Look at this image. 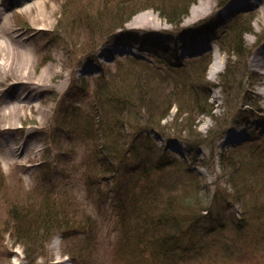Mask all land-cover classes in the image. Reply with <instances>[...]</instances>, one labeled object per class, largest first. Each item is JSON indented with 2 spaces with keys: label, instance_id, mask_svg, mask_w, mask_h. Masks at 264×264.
Instances as JSON below:
<instances>
[{
  "label": "rangeland",
  "instance_id": "rangeland-1",
  "mask_svg": "<svg viewBox=\"0 0 264 264\" xmlns=\"http://www.w3.org/2000/svg\"><path fill=\"white\" fill-rule=\"evenodd\" d=\"M159 2H1L0 10L9 24L33 51L30 69L34 79L44 77L49 67L54 76L46 74L47 86L35 98L34 109H27L17 120L22 129L14 137L27 145L17 153L16 162L9 161L1 150L6 121L0 111V264H167L168 260L160 262L162 251L151 243L156 235L131 250L126 246L129 239L118 214L122 213L118 211L119 196L112 192L115 183L107 176L109 180L103 181L105 175L97 180V171H90L89 164L98 155L97 137L90 139L72 122L58 120L70 107L83 110L75 122L93 119L102 77L106 80L109 73L116 72L118 64L121 73L111 77L110 90L123 85L121 94L130 98L131 87L135 89L132 81L137 79L134 75H140L155 114L167 117L162 125L171 137L163 140L153 133L139 147H130L139 148L150 159L152 145H157L166 163L161 161L163 170L152 175L166 176L168 182L170 178L177 182L176 177L167 176L170 171L188 169L195 174V181L185 176L177 186L184 179L192 181L200 188L199 202L208 200L215 217L221 219L215 227L209 228L207 223L200 230L203 240L189 247L186 264H264V75L251 65L253 55L259 49L264 52V0H197L179 26L168 23L152 8ZM130 11L131 20L117 28L113 23L118 19L123 23ZM238 29L243 31L240 44L234 37L228 38ZM155 43L162 45L158 51ZM237 43L239 55L232 54ZM216 54L222 70L213 79L210 70ZM149 68L171 81L150 76ZM179 69H184L187 79L183 77L176 91L171 73ZM196 99L201 101L200 108ZM37 108L44 113L34 111ZM203 110H210L213 116ZM186 111L196 125L190 133H180L190 138L189 143L171 136L180 131L176 125L187 117ZM230 136L236 139L229 140ZM154 158L150 164L157 162L156 154ZM233 181L243 199L248 196L242 204H234ZM47 209L54 210V217L47 219ZM250 213L262 222L248 225ZM244 215L246 220L238 225V217ZM36 218H40L39 224L34 222ZM203 245L205 251L201 252Z\"/></svg>",
  "mask_w": 264,
  "mask_h": 264
},
{
  "label": "trees",
  "instance_id": "trees-1",
  "mask_svg": "<svg viewBox=\"0 0 264 264\" xmlns=\"http://www.w3.org/2000/svg\"><path fill=\"white\" fill-rule=\"evenodd\" d=\"M196 1L197 0H180V2L173 4L172 0L171 3H167L166 0H160V2L153 5L152 8L168 23L179 26L180 19L188 14L190 5ZM124 10L127 12V9H123V11ZM132 12L130 11L127 16L125 15L123 17V23L118 19L113 24L118 25L117 28H123L125 23L131 20L133 16ZM239 30L240 29L237 30V34L235 33L236 30H234V32L232 31L228 38L234 37L233 40L237 39V42L240 44L243 31L240 30L241 32H239ZM235 35L238 37L236 38ZM225 40L222 41L223 44ZM238 43L234 51L229 50L228 52L232 51V54L236 55L241 54V51L238 49ZM155 45L156 51L162 47L159 43H155ZM207 59L209 61V58ZM201 61H205V59ZM201 61H193V63H200ZM208 61L206 66H208ZM118 65L117 71L109 73L106 80L102 77V83L99 85V90H97L96 97H98V103L95 105L94 117L92 116L93 119L89 118L86 121L84 119L85 125L81 122H75L80 119L79 117L83 110L77 107H70L66 110V113L58 119L60 121L59 123L64 124L66 122H72L76 128L83 129L85 136L88 135L90 139H95L97 137V141L100 143V145L95 148L98 149V155L95 157L94 161L89 164V166L92 165L90 166V171H97V180L100 176L105 175L103 181L109 180L107 178L109 177L113 180L111 182L115 183V189L113 188L112 192L114 195L116 194L119 196L118 211H122V213H118L119 218H121L122 224H128H121L129 239L126 246L130 247L131 250L136 243L140 244L141 240L146 242L151 236L156 235V238L151 239V243L153 244L155 242L156 249H161L162 251L160 254V262H166V260H168L167 264H186V257L190 256L188 255L189 247L192 246L193 243L203 240V233L200 232V230H202L207 223L209 224V228H212V226L215 227L217 222L219 224L221 223V219L215 217L208 200L199 202L198 192L200 188L196 185L194 186L192 181L186 183L184 179L181 181L180 186H177V182L181 180L182 177L185 178V176L195 181V174H189L188 169H185L184 172L182 170L170 171L167 176L176 177L177 180L175 181L177 182L172 183L171 180L173 181V178H170L171 180L168 182L167 179L169 178L166 176L152 175L155 171L163 170L161 161H164V159L161 157L162 153L161 155L159 154L160 152L157 145H152L154 152L150 156V159L145 154H142L139 148L130 147H139L141 143L151 139L153 133L163 140H170L171 137H169V134L165 133V127L162 125V122L166 120L167 117L155 114L153 103L150 98L147 99V93L143 91V84L138 79L140 75H134L137 79L136 81H132L135 89L131 87L132 94L130 93V98L121 94L120 90L123 85L115 87L114 91L110 90L111 77L114 75L119 76L121 73L122 65ZM149 69L151 70L150 76H157L161 81H171L166 75H162L161 72H158L159 70L154 69L156 70L154 71L152 68ZM183 70L184 69H179L175 71V74L171 73V77L174 79V83H176V85H174L176 91L179 90V82L183 77L187 79ZM179 71H181V73ZM128 74L130 73L128 72ZM159 82L160 80H158V83ZM125 85L130 87L128 83H125ZM188 89L190 91L189 93H192L193 89L191 87ZM190 97L192 96L190 95ZM192 101L193 97L191 99V102ZM208 101L209 100L205 102V106H207ZM198 102L200 103L201 101L196 99L194 103L198 104ZM197 106L200 108L199 104ZM144 109L147 111V114ZM143 111L144 114L142 113ZM202 112L213 116V112L210 110L205 112L203 110ZM184 115L187 117L181 119L180 123L176 125V128H180V131L178 134H173L171 136L174 139L176 138L177 140L189 143L190 138L187 139L180 135V133L182 130L190 133L189 130H192L191 127L194 128L196 125L194 123L195 121L191 119L190 112L186 111ZM124 131H128L127 135H125ZM216 136H218V134H216ZM127 137H130V139L132 137V139L128 141L126 140ZM126 141H128V143ZM128 146L132 151L126 155L129 149H126V147ZM155 154L157 156L156 160L159 158V155L161 160L158 159L153 165L149 162L155 161ZM130 158L133 159L130 160ZM168 161H170L169 163L176 164L174 159H169ZM91 173H89L90 177L93 176V173L92 175ZM140 179H145L146 183H142ZM175 185L177 192L173 194L172 189ZM191 185L192 188L190 189ZM231 185L234 189V204L244 203L246 201L245 198L248 196L243 199L234 181ZM208 190L209 189H207V192ZM89 193H92V191L90 190ZM206 198H208V196H206ZM88 199L92 202L91 204H94L92 197H88ZM205 211L208 212V214L211 211V214L206 216L204 215ZM58 213L59 211L57 214ZM52 214H55L54 210L51 211L47 209V219L49 216L54 217ZM253 215L254 213H250L247 218L248 220L246 223L248 225L250 223L254 225L258 224V222H262V219H260L261 217H256L255 215L254 217ZM40 216L41 215H38V217ZM39 220L40 218H36L34 222L37 224ZM245 220L246 215L238 217L237 224L242 225ZM235 226L236 225H234V227ZM168 244L170 245L169 249L167 248ZM200 251H205L204 245L200 247ZM75 257H77V255Z\"/></svg>",
  "mask_w": 264,
  "mask_h": 264
},
{
  "label": "bare ground",
  "instance_id": "bare-ground-1",
  "mask_svg": "<svg viewBox=\"0 0 264 264\" xmlns=\"http://www.w3.org/2000/svg\"><path fill=\"white\" fill-rule=\"evenodd\" d=\"M2 1L0 0V5ZM32 7L33 5H30L26 8L31 10ZM261 50L259 49L253 55L251 65L258 67L264 75V52L262 53ZM215 56V61L210 70L213 79H216L222 70V67L217 64L218 55ZM32 61L33 51L27 39L9 24L8 16L0 10V111L6 121L3 127L4 135L3 140H1V150L7 154V158L12 162L17 161V153L20 150L24 151L27 145V143L20 144L14 137L15 132L22 129L18 126L17 120L26 113L27 109H34L35 98L47 86V75L53 74L52 68L49 67L44 77L34 79L30 69ZM262 94L264 95V91ZM34 111L44 113L39 108ZM235 139L236 137H229V140L234 141Z\"/></svg>",
  "mask_w": 264,
  "mask_h": 264
}]
</instances>
